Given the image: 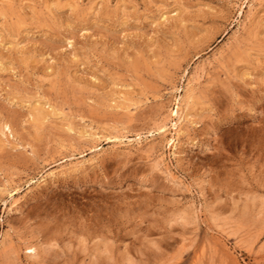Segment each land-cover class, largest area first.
Here are the masks:
<instances>
[{"label": "rangeland", "instance_id": "374dc122", "mask_svg": "<svg viewBox=\"0 0 264 264\" xmlns=\"http://www.w3.org/2000/svg\"><path fill=\"white\" fill-rule=\"evenodd\" d=\"M0 264H264V0H0Z\"/></svg>", "mask_w": 264, "mask_h": 264}, {"label": "bare ground", "instance_id": "6f19581e", "mask_svg": "<svg viewBox=\"0 0 264 264\" xmlns=\"http://www.w3.org/2000/svg\"><path fill=\"white\" fill-rule=\"evenodd\" d=\"M178 109H179V107H178ZM171 114V113H170ZM179 114V110L178 111H176V112H174L173 113V116H175V115H178ZM180 115V114H179ZM177 125V123L176 124H174V126H176ZM166 127V126H165ZM165 127H161V128H159V130H160V133H166V130H165ZM168 130V129H167ZM33 250V249H32ZM33 252V251H32Z\"/></svg>", "mask_w": 264, "mask_h": 264}]
</instances>
